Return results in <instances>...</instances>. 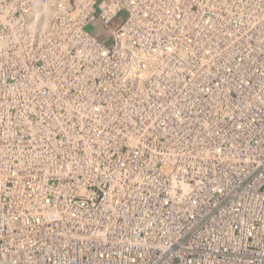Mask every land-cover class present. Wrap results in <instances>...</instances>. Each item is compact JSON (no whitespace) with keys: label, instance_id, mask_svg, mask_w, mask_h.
<instances>
[{"label":"built area","instance_id":"2783aa9c","mask_svg":"<svg viewBox=\"0 0 264 264\" xmlns=\"http://www.w3.org/2000/svg\"><path fill=\"white\" fill-rule=\"evenodd\" d=\"M0 264H264V0H0Z\"/></svg>","mask_w":264,"mask_h":264},{"label":"bare ground","instance_id":"6f19581e","mask_svg":"<svg viewBox=\"0 0 264 264\" xmlns=\"http://www.w3.org/2000/svg\"><path fill=\"white\" fill-rule=\"evenodd\" d=\"M215 61V60H214Z\"/></svg>","mask_w":264,"mask_h":264}]
</instances>
